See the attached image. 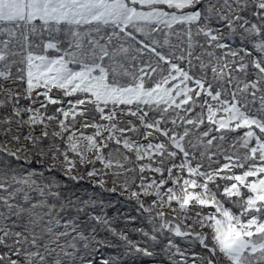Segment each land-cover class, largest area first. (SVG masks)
Instances as JSON below:
<instances>
[{
	"label": "snow or ice",
	"instance_id": "6c2138e0",
	"mask_svg": "<svg viewBox=\"0 0 264 264\" xmlns=\"http://www.w3.org/2000/svg\"><path fill=\"white\" fill-rule=\"evenodd\" d=\"M0 264H264V0H0Z\"/></svg>",
	"mask_w": 264,
	"mask_h": 264
},
{
	"label": "trees",
	"instance_id": "16d2710c",
	"mask_svg": "<svg viewBox=\"0 0 264 264\" xmlns=\"http://www.w3.org/2000/svg\"><path fill=\"white\" fill-rule=\"evenodd\" d=\"M125 211H127V209H125Z\"/></svg>",
	"mask_w": 264,
	"mask_h": 264
}]
</instances>
